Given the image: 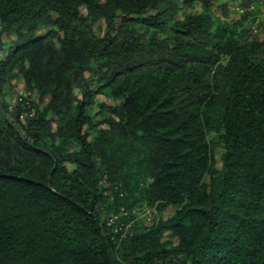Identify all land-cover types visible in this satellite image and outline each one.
Returning a JSON list of instances; mask_svg holds the SVG:
<instances>
[{"label": "trees", "instance_id": "1", "mask_svg": "<svg viewBox=\"0 0 264 264\" xmlns=\"http://www.w3.org/2000/svg\"><path fill=\"white\" fill-rule=\"evenodd\" d=\"M210 6L0 0V81L16 67L47 100L33 116L0 101V264H264V39ZM102 93L120 102L90 140ZM137 177L173 212L130 223L121 202L110 223Z\"/></svg>", "mask_w": 264, "mask_h": 264}, {"label": "rangeland", "instance_id": "2", "mask_svg": "<svg viewBox=\"0 0 264 264\" xmlns=\"http://www.w3.org/2000/svg\"><path fill=\"white\" fill-rule=\"evenodd\" d=\"M241 0H211V6L207 9L215 20L219 21L222 26L230 25L233 29L238 31L242 37H246L249 39H264V0H256L250 4H242ZM202 11L203 8L199 4H193L192 7L185 6L181 8L178 12L182 11L192 12V11ZM97 26H101V20L96 22ZM48 28H51L50 26ZM47 30V27H43L39 29L36 33L42 34ZM16 38L15 33H11L9 35L4 34L2 36V40L5 46H8L11 41ZM1 91H0V101L5 102L9 107H13L17 102V96L20 92H24L27 96L32 100L34 104V108L42 107L47 101L45 98L41 99L38 95L37 91L32 88H27L23 81V77L21 73L18 71L16 67L12 68L9 71L3 80L0 81ZM120 102V99H115L108 96L105 93L99 94L96 96L95 102L90 107V114H94V112H98V114L94 115V119L97 121L95 123V127L88 129L90 132L89 139L93 140L97 135V130L104 125L102 123H98L103 118L109 116L108 106L116 105ZM51 117H55L49 114ZM53 126H55V121L52 122ZM115 137H119V134L115 132ZM222 151V147L219 146L216 149V159L218 160V166H220L221 162L219 160L220 153ZM139 159V155L137 156ZM205 180H208V177H205ZM141 178L137 177L134 179L133 183H131V188L126 189L120 193L114 195L110 193V198L104 206L105 209L110 213V223L112 220H116L121 214H125L127 211H124V205H120V211L116 210L117 204L123 202H134V206L131 209V213L133 214V218L130 223L135 222L139 224H150L153 221H156L160 216H169L173 212V207H169L164 211H158L155 205H149L144 202V196L141 193ZM106 211V212H107ZM122 222V221H120ZM119 221L114 222L113 225L117 227L121 225ZM118 223V224H117ZM128 223L125 225L128 227L130 225ZM118 228V227H117ZM162 240L165 241H173L176 239L170 237L168 232H165Z\"/></svg>", "mask_w": 264, "mask_h": 264}, {"label": "built area", "instance_id": "3", "mask_svg": "<svg viewBox=\"0 0 264 264\" xmlns=\"http://www.w3.org/2000/svg\"><path fill=\"white\" fill-rule=\"evenodd\" d=\"M18 101L21 102V105L24 108H28L29 109V111H28V115L29 116H33L34 115V113H35L34 107H33L32 103H31V101L27 98V94L26 93L20 92ZM122 235H123V233H122Z\"/></svg>", "mask_w": 264, "mask_h": 264}]
</instances>
